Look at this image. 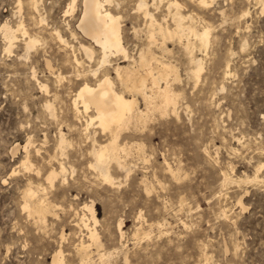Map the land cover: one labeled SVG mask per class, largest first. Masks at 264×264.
<instances>
[{
	"label": "rangeland",
	"instance_id": "374dc122",
	"mask_svg": "<svg viewBox=\"0 0 264 264\" xmlns=\"http://www.w3.org/2000/svg\"><path fill=\"white\" fill-rule=\"evenodd\" d=\"M38 1L37 11L33 0H0V264H53L58 252L63 264H264V167L257 171L264 165V0H206V7L177 0L191 17L186 25L210 28V45L204 52L185 35L165 42L170 53H162L160 36L152 45L140 0H114L111 10L122 17L135 61L111 58L98 78L92 73L100 49L78 28L82 0L68 14L72 0ZM168 1L153 8L148 0L161 23L171 16ZM164 21L175 29L172 16ZM20 23L39 40L30 51L23 32L11 45L2 29ZM82 44L95 48L92 61ZM150 47L175 67L176 109L152 110L120 131L122 165L109 162L113 181L106 182L93 152L112 134L97 122L87 130L95 112L76 114L73 100L85 83L96 86L109 75L118 92L135 95L147 110L143 96L130 94L115 73L132 66L143 74L140 54ZM189 56L203 61L200 77ZM63 163L64 175L52 184L49 175ZM29 189L35 200L27 198ZM42 199L46 216L33 210ZM86 206L98 218L89 222L98 244L83 226ZM82 243L97 245L89 247V260Z\"/></svg>",
	"mask_w": 264,
	"mask_h": 264
},
{
	"label": "bare ground",
	"instance_id": "6f19581e",
	"mask_svg": "<svg viewBox=\"0 0 264 264\" xmlns=\"http://www.w3.org/2000/svg\"><path fill=\"white\" fill-rule=\"evenodd\" d=\"M153 1H154L153 2V8H154V6L155 7L158 6L159 3L163 4V2H165V0H153ZM77 2H78V0H72V2L69 5V9L66 11V14H68L69 12H74L75 5ZM113 2H114V0H82L83 15H82V18H80L81 20L79 22L78 28L87 38H89L93 43L96 44V46L99 47L100 52H101V57H99V59H98L97 69L93 70V73L91 72L93 74V77H95V78H98L100 72H102L103 70L107 69V67H110L112 65L111 62L113 60H111V58H117L118 56H122L125 59L124 62L135 61L131 57V55H130V53H129V51H128L127 47L125 46V43H124L123 28H122V17L115 14L111 10V5ZM257 2H259V1H257ZM193 3H194V1H193ZM206 3H208V2L206 1ZM260 3L262 4V2H260ZM38 6H39V1L33 0V7L37 11H38ZM151 6L149 5L148 0H140L139 5H138V10L143 12L144 17L150 18V20H151L150 21L148 19L150 21V24H149L150 41H151L152 45H153V43L157 44L156 42H158L156 36L162 37L163 43H162V47L160 46V48H162V50H164V51L162 52V50L159 48L162 53H164L166 50H167L166 52L168 53L169 52L168 50H170L166 47L167 43L165 44V42L168 39L171 40L174 38H176V39L179 38V40L182 41L185 35L188 36L189 41H191L190 37H193L196 40H198V43H200V46H201V50H204V52H206L208 50L209 45H210V35H211L210 28H205L204 30L199 31L192 24L190 26H188V24L186 25L185 21L187 19H190L191 17L190 16L186 17L183 15L184 13L182 14V9H180L182 7V5H180V3L177 0H169L168 1V7L166 6V8H165V9L169 10V13L173 17V21L175 24L174 30L171 29V27H170L171 25L169 26L168 24H166L167 21H166V23H164L165 22L164 20H166V18L168 19L169 17H171V16H169L170 14L169 13L166 14L169 17H166L165 19L164 18L161 19V20H163V23H161V21L159 22L155 18L154 14H152V12L149 10V8ZM32 10H33V8H32ZM157 10H158V8H157ZM141 16H142V14H141ZM144 21L146 22V20H144ZM41 22H43V19L41 20ZM2 29H4V31H5L4 34H6L5 36L10 40L9 43H11V45L16 40V32H18V31H21V32H23V34L25 36H28L27 37L28 38L27 44H26L27 50L30 51L39 42V40L37 38H34L33 36L29 35V33L25 29V25L23 23H20L16 30L9 27L7 24H5ZM73 35H76V34H73ZM57 36H58L59 40L65 44V46L68 45L67 41L64 39V37L61 35V33L59 31H57ZM176 39H174V40H176ZM189 41L185 42L188 44H186V47L184 46V50L186 48L188 53H190L194 50L193 45H190ZM194 42H196V41H193V44H194ZM181 44L182 43H180V45ZM11 45H9V46H11ZM155 46H157V45H155ZM11 47H13V46H11ZM194 48H196V47H194ZM81 50L84 52L85 56L90 61H92L95 58L96 50L93 46H90V45L87 46V45L82 44ZM153 50L150 47L148 50H142V52L140 54V64L143 67V69L145 68V72L143 74H142L143 71L141 72V70L136 69L135 67H132V66H124V67L119 66L116 68V73H115V74H117V77H118L117 79H119L123 82L122 86L125 85L127 90L130 91L129 92L130 94H131V92H133V93L141 94L143 96L142 99L145 102L144 105H146L147 110H142L139 107V99L135 95L133 96V94H132L133 97H127L124 93L118 92L115 89V82L113 81V79L109 75H106L102 79H100L99 83L96 86H91L90 84L85 83L79 89V91H77L76 98H74L75 100H73L74 101L73 106H74V109L76 111V114L81 115V114H89L92 111L95 112V114L90 116L89 119L87 120V130H89L90 127H92L94 125V123L97 122L98 127H101L106 132L110 131V135L112 134V142L110 144L102 145V146L100 145V148L93 152L94 156L96 157V168L98 169V172L100 171L99 174H101L104 177L106 182H112L113 181L112 177L109 173L110 172L109 166H108L109 162L115 160V161L119 162V163L116 162L118 165L119 164L122 165V162L120 161V159H122V158H120V152L121 151L124 152V149L117 145V140L119 138L120 131L123 130L126 126L128 127V125L131 124V122H133V121H134V123H136L135 121H141V120L145 121L148 117V113L152 110H162V111L166 112V111L170 110L171 108H174V111L176 109V100H177L176 99V92L173 89V82L176 81V78H174V76H175L174 74L176 71V70H174L175 67L172 66V64H167V63H164L163 61L159 60L160 58H157V56L153 52ZM9 52H11V50H9ZM170 52H172V51L170 50ZM185 52H186V50H185ZM189 57H190V59L192 58L193 62H195V64L197 65V68L195 69V73L197 74L198 77H200L201 73L204 70L203 61L201 59L196 61L195 59H193V57H191V56H189ZM74 59H75V63L77 65L82 64V62L79 61L77 56H75ZM114 69H115V66H114ZM33 74H35V73L33 72ZM126 88H125V90H126ZM85 132H87V131H85ZM95 134H96V132H95ZM61 137H62V139H60L61 142H60L59 146H60V148L63 149L65 147V144H66V138L63 134ZM92 138H95V137H92ZM88 139H90V137L87 138V140ZM92 140L90 139V141H92ZM93 143H94V141H93ZM96 143H94V144H96ZM27 164H25V165H27ZM168 167H170V166H168ZM263 167H264V165L261 164V166L258 167L259 170L257 169V171L259 172L261 169H263ZM59 168H60V171L53 169V172L48 177V180L52 184H54L55 180H57V178L60 175H62V174L64 175V173L66 171L64 163L61 164V166ZM170 168H171V171L175 173V171L172 170V167H170ZM169 169H168V171H169ZM174 173H172V174H174ZM259 174H261V173H259ZM259 174L257 173L256 175H259ZM257 179H259V176H256L255 180H257ZM225 182H226V180H225ZM30 185H32V184H30ZM32 190L33 189H31L27 193V198H30V199L36 198L35 197L36 193L34 192V190L33 191ZM42 200L43 201L39 200L40 203L37 201L38 202L37 206L34 207L35 209H33V210L36 213H38V215L45 214V216H46V214H48L46 212L49 210V208H48V204L45 205L44 199H42ZM34 203L36 205V202H34ZM29 205H27L28 209H29ZM85 208H87L88 211H90V217L88 218L86 215L85 216L83 215L84 216V218L82 219L83 220V226L89 231V234H90L89 237L92 239V242L97 243L98 240H97V234H96L95 228H93V227L91 228L90 224H89L90 221H93L94 224L97 223L98 218L96 216V212L94 211L93 206H91V207L86 206ZM28 209H27V211H28ZM33 213L34 212H32V214ZM32 214H31V216H32ZM33 217H34V215H33ZM77 217H78V215H77ZM78 218H80V216ZM39 219L41 220L42 218H39ZM43 219L41 220L42 222H44ZM78 228H80V227H78ZM80 230H81V228H80ZM120 230H121V226H120ZM92 244L95 245L94 243H92ZM90 246H89V244H87V246H86L85 243H82L80 246H78L80 248V251L83 254L84 260L90 259L89 250H88L92 247V246L91 247ZM95 246H97V245H95ZM80 258H81V255H80ZM82 262H83V260H82ZM90 263H91V261H90ZM53 264H63L61 252H58L55 255ZM83 264H86V263L84 262Z\"/></svg>",
	"mask_w": 264,
	"mask_h": 264
},
{
	"label": "snow or ice",
	"instance_id": "6c2138e0",
	"mask_svg": "<svg viewBox=\"0 0 264 264\" xmlns=\"http://www.w3.org/2000/svg\"><path fill=\"white\" fill-rule=\"evenodd\" d=\"M201 4L206 7L207 6L206 0H201Z\"/></svg>",
	"mask_w": 264,
	"mask_h": 264
}]
</instances>
